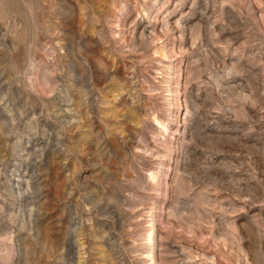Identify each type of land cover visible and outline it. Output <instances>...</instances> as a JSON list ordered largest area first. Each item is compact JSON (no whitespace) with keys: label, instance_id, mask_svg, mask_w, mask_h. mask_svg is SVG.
Instances as JSON below:
<instances>
[{"label":"rangeland","instance_id":"obj_1","mask_svg":"<svg viewBox=\"0 0 264 264\" xmlns=\"http://www.w3.org/2000/svg\"><path fill=\"white\" fill-rule=\"evenodd\" d=\"M264 264V0H0V264Z\"/></svg>","mask_w":264,"mask_h":264},{"label":"bare ground","instance_id":"obj_2","mask_svg":"<svg viewBox=\"0 0 264 264\" xmlns=\"http://www.w3.org/2000/svg\"><path fill=\"white\" fill-rule=\"evenodd\" d=\"M154 264V263H153Z\"/></svg>","mask_w":264,"mask_h":264}]
</instances>
